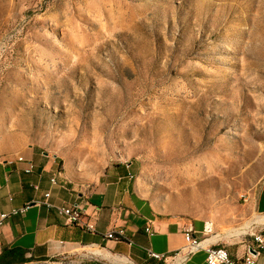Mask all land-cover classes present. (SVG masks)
<instances>
[{
  "label": "rangeland",
  "instance_id": "374dc122",
  "mask_svg": "<svg viewBox=\"0 0 264 264\" xmlns=\"http://www.w3.org/2000/svg\"><path fill=\"white\" fill-rule=\"evenodd\" d=\"M34 151L75 186L133 163L159 217L250 233L264 0H0V162ZM98 250L24 264H125Z\"/></svg>",
  "mask_w": 264,
  "mask_h": 264
},
{
  "label": "crops",
  "instance_id": "0c3cea01",
  "mask_svg": "<svg viewBox=\"0 0 264 264\" xmlns=\"http://www.w3.org/2000/svg\"><path fill=\"white\" fill-rule=\"evenodd\" d=\"M23 155L34 161L37 167L34 173H26L28 162L19 161V156L0 162V212L27 202L44 201V192L50 190L49 201L55 207L79 206L85 219L95 224L96 231L69 225L57 208L36 203L0 227V253L6 246H21L29 249L28 256L57 259L92 247L100 248V255L113 263L119 260L125 264H208L205 249L192 255L185 252L188 222L159 217L152 204L140 194L133 163L108 168L91 184L81 186L71 185L63 171L59 177L61 183L55 185L50 178L58 170L56 155L36 151ZM33 183H38L40 190ZM247 220L251 231L264 229V183L257 197L248 204ZM193 223L196 235L206 237L202 234L205 221ZM148 225L152 226V234L146 231ZM112 230L118 233L117 239L108 236ZM122 231L124 234L119 236ZM205 239L206 247L225 246L238 258L246 255L253 244L250 234L243 231L215 233ZM151 250L166 255L167 260L152 258ZM257 264H264V254L258 256Z\"/></svg>",
  "mask_w": 264,
  "mask_h": 264
},
{
  "label": "built area",
  "instance_id": "2783aa9c",
  "mask_svg": "<svg viewBox=\"0 0 264 264\" xmlns=\"http://www.w3.org/2000/svg\"><path fill=\"white\" fill-rule=\"evenodd\" d=\"M19 161H27V167L25 168L26 173H34L37 169L35 163L33 160H28L25 158L24 155H20L18 157ZM61 173V169H58L56 174L53 175L50 178V182L52 184L58 185L61 183L59 181V174ZM132 176V174H131ZM33 187L36 190H40V185L38 183H33ZM52 192L50 190H47L44 192V201L36 200L32 202H27L25 205L21 207H14L8 211H2L0 212V227L4 226L7 220L16 215H22L24 214L32 205L36 203H45L48 207H55L50 201L49 198L51 197ZM11 200H13V197H11ZM58 212L62 215L66 216L67 223L69 225H81L83 227H87L88 229L92 231H96L95 224L90 223L87 221L83 215L82 209L79 206L71 205V206H57ZM205 228H212V235L215 234L214 230V223L211 221H205L203 232L202 234L206 237L201 238L196 235L194 223L190 222L186 225L185 228V239L187 242L185 252L187 255L195 254L202 249H205L207 252V263L208 264H257L258 262V256L260 254H264V229L260 230H253L249 234L253 238V244L250 245L248 248V251L246 255L243 257H234L229 249L225 246L211 244L207 247L205 246V238L211 236V235H205ZM147 233L152 234L153 229L151 225H148L146 227ZM118 233L115 230H112L108 236L110 238H118ZM124 232L122 231L119 233V236H122ZM250 248H253L256 251V254L250 251ZM150 255L152 258H155L160 261H166L167 256L161 253L154 252L153 250L150 251Z\"/></svg>",
  "mask_w": 264,
  "mask_h": 264
},
{
  "label": "trees",
  "instance_id": "16d2710c",
  "mask_svg": "<svg viewBox=\"0 0 264 264\" xmlns=\"http://www.w3.org/2000/svg\"><path fill=\"white\" fill-rule=\"evenodd\" d=\"M29 249L21 246H6L0 253V264H24L33 259L47 260L48 257L41 258L35 255L28 256Z\"/></svg>",
  "mask_w": 264,
  "mask_h": 264
},
{
  "label": "bare ground",
  "instance_id": "6f19581e",
  "mask_svg": "<svg viewBox=\"0 0 264 264\" xmlns=\"http://www.w3.org/2000/svg\"><path fill=\"white\" fill-rule=\"evenodd\" d=\"M61 175H63V171H61V173L59 174V177L61 176ZM133 176V175H132ZM59 181H60V179H59ZM205 234L206 235H210V234H212V228H205ZM97 252H101L100 250H98Z\"/></svg>",
  "mask_w": 264,
  "mask_h": 264
},
{
  "label": "water",
  "instance_id": "95a60500",
  "mask_svg": "<svg viewBox=\"0 0 264 264\" xmlns=\"http://www.w3.org/2000/svg\"><path fill=\"white\" fill-rule=\"evenodd\" d=\"M250 251L256 254V251L253 248H250Z\"/></svg>",
  "mask_w": 264,
  "mask_h": 264
}]
</instances>
